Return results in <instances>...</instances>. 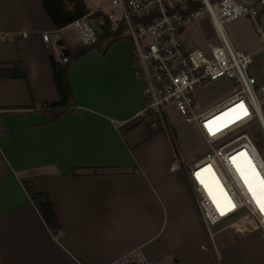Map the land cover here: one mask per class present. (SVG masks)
Returning a JSON list of instances; mask_svg holds the SVG:
<instances>
[{
    "label": "crops",
    "instance_id": "0c3cea01",
    "mask_svg": "<svg viewBox=\"0 0 264 264\" xmlns=\"http://www.w3.org/2000/svg\"><path fill=\"white\" fill-rule=\"evenodd\" d=\"M63 28L43 0H0V264H115L134 251L166 264H245L247 236L211 241L185 160L160 165L150 144L163 132L145 112L130 40L71 61L76 110L49 121L42 107L59 99L50 57L77 49ZM15 63L24 77L8 75ZM26 183L50 194L57 232Z\"/></svg>",
    "mask_w": 264,
    "mask_h": 264
},
{
    "label": "built area",
    "instance_id": "2783aa9c",
    "mask_svg": "<svg viewBox=\"0 0 264 264\" xmlns=\"http://www.w3.org/2000/svg\"><path fill=\"white\" fill-rule=\"evenodd\" d=\"M85 13L71 25L84 45L97 43L107 32L131 41V61L146 100L145 112L168 124L173 106L186 122L197 125L207 143L201 158L187 164L198 210L211 241L231 232L246 236L251 246L239 260L264 264V211L254 199L238 170L236 157L244 152L264 181V159L251 129L264 132V83L253 72L255 54L264 50V0H83ZM210 16L219 43L211 48L186 44L188 22L203 13ZM248 17L260 39L251 52L236 49L224 25ZM43 39L52 48L50 32ZM67 57L63 61H67ZM226 77L235 85L222 101L206 108L196 91L208 80ZM210 166L227 198L234 204L221 212L206 188L200 172ZM199 173V175H197ZM115 264H166L134 251Z\"/></svg>",
    "mask_w": 264,
    "mask_h": 264
},
{
    "label": "rangeland",
    "instance_id": "374dc122",
    "mask_svg": "<svg viewBox=\"0 0 264 264\" xmlns=\"http://www.w3.org/2000/svg\"><path fill=\"white\" fill-rule=\"evenodd\" d=\"M224 28L229 40L236 49L251 52L261 44L253 23L248 17L228 21L225 23ZM59 35L56 33L55 37ZM59 37L66 40L70 49L83 45L78 31L71 24L62 29ZM183 38L187 45H196L207 50L219 43L207 12L188 22L185 26ZM56 46L57 43L54 42L53 48L56 49ZM254 58L253 72L257 75L259 81L264 83V50L256 53ZM234 87L233 82L226 77L208 80L196 91L197 100L203 107L208 108L230 95ZM167 117L168 125L166 123L165 130L162 131L163 135L161 136L163 137L159 141L150 144L159 154L160 165L165 166L171 158H174L180 165L183 159L187 164H192L194 160L205 155L207 143L197 125L186 122L185 118L173 106L169 107ZM152 118H158L160 124L164 127L158 115H152ZM255 129L259 130L257 131L260 141L258 149L264 159V132L258 123H256Z\"/></svg>",
    "mask_w": 264,
    "mask_h": 264
},
{
    "label": "trees",
    "instance_id": "16d2710c",
    "mask_svg": "<svg viewBox=\"0 0 264 264\" xmlns=\"http://www.w3.org/2000/svg\"><path fill=\"white\" fill-rule=\"evenodd\" d=\"M43 4L57 29L70 25L86 11V5L83 0H43ZM117 38L116 34L107 32L95 44H83L77 49L69 50V55H64V57H67V61H59L53 55L50 57L54 81L59 92V99L57 101L48 102L42 107V109L48 114L49 121H54L60 116L76 110L73 105L74 93L69 77L70 62L78 59L94 48H102L104 43L116 40ZM60 43H63V41L61 40ZM7 73L12 77L25 76V72L20 63H15L14 66L7 69ZM153 121L158 125L160 131L164 130V127L160 124L158 118L153 119ZM257 131L259 130L255 128L250 130L252 137L257 145H259L260 141ZM25 185L50 229L53 232H57L60 229L61 224L50 194L48 192L38 191L28 183Z\"/></svg>",
    "mask_w": 264,
    "mask_h": 264
},
{
    "label": "bare ground",
    "instance_id": "6f19581e",
    "mask_svg": "<svg viewBox=\"0 0 264 264\" xmlns=\"http://www.w3.org/2000/svg\"><path fill=\"white\" fill-rule=\"evenodd\" d=\"M235 159L242 179L253 196L255 206L259 209H262V207H264L263 179L260 177L244 152L238 154ZM200 175L205 176V178L203 177L202 180L204 181L206 188L208 189L216 205H218L220 208L221 212L224 214L229 212L233 208L234 204L231 203L227 198L224 188L222 187L218 178L212 172L211 167L208 166L201 170Z\"/></svg>",
    "mask_w": 264,
    "mask_h": 264
},
{
    "label": "water",
    "instance_id": "95a60500",
    "mask_svg": "<svg viewBox=\"0 0 264 264\" xmlns=\"http://www.w3.org/2000/svg\"><path fill=\"white\" fill-rule=\"evenodd\" d=\"M63 53H64V54H69V50H68V49H64V50H63Z\"/></svg>",
    "mask_w": 264,
    "mask_h": 264
},
{
    "label": "snow or ice",
    "instance_id": "6c2138e0",
    "mask_svg": "<svg viewBox=\"0 0 264 264\" xmlns=\"http://www.w3.org/2000/svg\"><path fill=\"white\" fill-rule=\"evenodd\" d=\"M197 175H199V173H197ZM262 183H264V181H262ZM262 211H264V207H262V209H261Z\"/></svg>",
    "mask_w": 264,
    "mask_h": 264
}]
</instances>
